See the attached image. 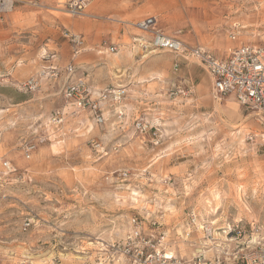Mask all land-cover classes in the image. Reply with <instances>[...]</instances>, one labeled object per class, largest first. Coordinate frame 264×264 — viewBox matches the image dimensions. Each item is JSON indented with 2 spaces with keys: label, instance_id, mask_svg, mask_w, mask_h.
<instances>
[{
  "label": "rangeland",
  "instance_id": "obj_1",
  "mask_svg": "<svg viewBox=\"0 0 264 264\" xmlns=\"http://www.w3.org/2000/svg\"><path fill=\"white\" fill-rule=\"evenodd\" d=\"M14 2L0 14V95L24 92L19 84L32 75L39 86L23 109L0 97V264H124L113 262L111 246L123 243L132 218L146 236L164 237L161 249L182 264L264 241V116L232 98L214 100L197 61H180L201 75L187 88L176 82L186 71L173 69L175 55L132 43L149 38L135 24L156 16V29L190 45L199 39L213 53L214 40L233 45V23L240 42L263 45L264 0H95L75 18L61 10L63 0ZM70 32L87 50L79 64H102L111 43L131 68L133 117L122 132L112 131L123 122L113 113L103 128L90 123L89 134L75 125L86 111L65 119L64 135L49 126L47 116L65 104L57 108L40 86L50 77L44 56L66 57ZM139 121L148 126L142 133ZM46 132L55 133L50 145L40 142ZM28 143L36 148L27 159Z\"/></svg>",
  "mask_w": 264,
  "mask_h": 264
},
{
  "label": "built area",
  "instance_id": "obj_2",
  "mask_svg": "<svg viewBox=\"0 0 264 264\" xmlns=\"http://www.w3.org/2000/svg\"><path fill=\"white\" fill-rule=\"evenodd\" d=\"M93 1L68 0L63 9L66 14L73 18L80 17ZM14 4V0H0V14L11 11ZM135 27L140 32L151 35V40L148 43L141 44L138 41L144 49L151 48L152 50L172 53L184 60L191 59L201 64L212 79L211 95L214 100L220 101L227 96H232L242 108L264 116V45L241 46L231 50L225 59H218L203 47H189L176 38L166 36L162 31L156 29L157 20L155 17H148L139 21ZM235 27L236 25H234ZM66 37L72 45V54L75 57L81 50L82 38L79 35L69 34ZM229 38L234 40V34H230ZM110 51L115 52V48H110ZM55 57L53 54H47L44 59L52 62ZM47 70L51 78L58 76L56 66H49ZM75 72L74 66L66 67L65 73L68 82L60 90V96L64 99L65 106L52 113L48 119L49 126L55 129L59 136L64 135L62 128L66 118L77 117L85 111L94 116L95 124L102 125L106 122L107 116L106 114L105 116L99 114L100 106L105 103L109 109H113L122 99V91L118 89L103 90L92 98L83 78L70 81ZM38 86L37 78L33 77L19 84L20 90L24 92H35ZM114 114L119 119L123 116L122 111L118 109ZM134 125L135 130L140 133L148 129V126L142 121L136 122ZM49 133L46 132V136L40 139L41 143L50 141V136L54 132ZM91 146L95 152H104V148L98 142H92ZM35 148L34 144L31 143L24 146L23 152L27 159L30 158ZM8 165L4 163L3 167L8 168ZM29 225L30 223L26 222L23 225V230H26ZM143 231V221L132 218L130 220V232L123 243L111 246V250L117 256L113 262H123L124 264H182L161 249L164 237L153 240L151 235L146 236ZM195 261L193 264H264V241L258 240L234 254L217 256L209 261L204 258H197ZM98 264L105 263L99 261Z\"/></svg>",
  "mask_w": 264,
  "mask_h": 264
},
{
  "label": "crops",
  "instance_id": "obj_3",
  "mask_svg": "<svg viewBox=\"0 0 264 264\" xmlns=\"http://www.w3.org/2000/svg\"><path fill=\"white\" fill-rule=\"evenodd\" d=\"M67 1L68 0H63L62 3H58V5L60 6L62 11H64L63 7ZM90 5L88 7H90ZM90 9H91V12L94 13V11H93L94 7L90 8ZM174 10H175V8H172L169 5L167 6L168 14H171L172 16H174L176 14ZM1 15H5V14H1ZM148 17H155L157 20V25H158V18L156 16H146L144 18L142 17L143 19H141L140 21H142ZM234 25H236L235 28H234ZM237 29H238V25L236 23H233L231 25L230 32H228L229 42L232 43L233 45H228L226 42H218L217 40L210 42L209 46H211L213 49H215L214 53L208 49L209 47L207 48V47H203L202 45H200L201 41L199 39L196 40V43H194L193 45H190V44L185 43L184 40H182L181 38H179L177 36H170V35L166 34L165 32H163L162 30H160V31H162L163 34H165L166 36H168L170 38H176L177 40H179L180 42H182L183 44H185L189 47H197V46L203 47L212 56H214L218 59H225L231 50H233L235 48H239L241 46H263L264 45V44L258 45V44H253V43L240 42L238 40V32H237L238 30ZM67 33H69V32H67ZM230 34H234V36H235L234 40H230V38H229ZM69 35H75V33L70 32ZM146 35L149 38H146V39L142 38V37L141 38L140 37L132 38V43L134 45H136L138 47V49L140 48L141 51H143L144 48L141 47V45H139L138 41L142 44V43H147L151 40V35L150 34H146ZM66 41L69 44V53H68V55H66V57L57 53V52L52 53L56 57L51 62L50 65L56 66V68L58 70L57 78L45 77L44 81L43 80L39 81L42 84V85H40L41 88L44 86L47 87V89L50 90V93L47 95V97L53 98L50 100H53L54 102H59L60 104L59 103L58 104L60 106L57 108H62L64 105V99L62 98V96L59 95V92H57V91L65 83L68 82L67 77H66V73H65V69L67 66L72 65L75 67L76 72L72 75V77L70 78V81L73 82L79 78H83L85 81V84L89 90L90 96L92 98L97 96L100 92H102L103 90H106V89L121 90L123 95H122V99H121L120 103L118 105H115L113 107V109H109L107 107V104L103 103L100 106V113L99 114H102L105 116V114H108V115H110L112 113L114 114V112L117 109L122 110L123 111V113H122L123 114V116H122L123 122L121 121L122 122V124H120L121 126H116V128H114V127L112 128L113 132H115V131L116 132H122L124 129L127 128V125L130 123V118L133 117L131 114L132 111H130L128 109L127 102L131 98L128 95V93L131 91L128 86H129V84H134L133 75H131V68L123 62L124 56H122V52L117 53V46L110 43V45L108 47H106V51L107 52L109 51V53L111 55L107 56L106 60L104 62H102V64H100L99 62L96 63L94 66L88 65V64H79L78 63L79 58L82 56V53L84 51H87V50L85 48L83 49V45H82L80 52L74 57L72 54L73 50H72V47H71V44H70L68 38L66 39ZM110 48H115V52H111ZM101 53H102L101 51L97 52L98 55ZM57 55H59V57H57ZM116 55L117 56L119 55V56L117 57ZM174 57L178 58V59L173 60V62H174L173 69L177 70V71H179V70L182 71L181 68H183V70L186 71V72H183V74L180 76V78H179L180 80L176 81V82L178 84H184L185 87L189 88L192 85V82H191L192 77H194V78L201 77V75L196 74V72L193 70V68L197 67V66H180V64H181L180 61L182 60V58L178 57L177 55H175ZM191 70H193V71H191ZM186 73H187V75H186ZM175 76L176 75L174 73H172L171 78L169 80H174ZM31 77H34V76L32 75L29 78H31ZM156 80H157V83H162L163 80H166V79H160L159 78ZM200 80H203V79H200ZM143 83L144 82H137L136 84L139 85L140 89H143V85H142ZM211 91H212V86H211ZM0 97L2 98V100L6 101V103L9 106L14 107V108H22L23 109L24 107H26L28 102H30V100L27 96V92L18 91V93H15V92H11L10 90H3V94H1ZM226 98L234 99L232 96H227ZM52 112L47 116L46 120L49 118V116L52 114ZM87 114L89 116L86 118L85 123L83 121H81L82 120V117H81L80 121L77 122V124H75L76 126H79L76 129L78 132H85L86 134H89L93 130V126H91L90 131L86 129L90 125V123L94 124L95 126L101 127V128H103L106 125V122H104L102 125L95 124L94 116L89 112H87ZM112 117L115 119L116 118L115 114ZM136 119H134L133 122ZM38 120H40V119H38ZM67 120H68V118H67ZM65 138H66V136L64 137V139ZM45 144L50 145L51 141H47Z\"/></svg>",
  "mask_w": 264,
  "mask_h": 264
},
{
  "label": "bare ground",
  "instance_id": "obj_4",
  "mask_svg": "<svg viewBox=\"0 0 264 264\" xmlns=\"http://www.w3.org/2000/svg\"><path fill=\"white\" fill-rule=\"evenodd\" d=\"M119 55H120V54H119ZM119 55H118V56H119ZM114 56H115V55H114ZM116 56H117V55H116ZM118 56H117V57H118ZM132 194H133V193H132ZM138 194H139V193H138ZM133 195H134V194H133ZM140 197H141V196H140ZM132 202H133V201H132ZM207 232H208V230H207ZM168 255H169V254H168Z\"/></svg>",
  "mask_w": 264,
  "mask_h": 264
}]
</instances>
